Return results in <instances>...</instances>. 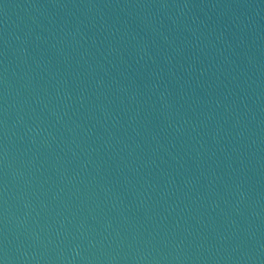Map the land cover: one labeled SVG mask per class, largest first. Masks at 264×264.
<instances>
[{
  "label": "water",
  "instance_id": "1",
  "mask_svg": "<svg viewBox=\"0 0 264 264\" xmlns=\"http://www.w3.org/2000/svg\"><path fill=\"white\" fill-rule=\"evenodd\" d=\"M0 264H264V0H0Z\"/></svg>",
  "mask_w": 264,
  "mask_h": 264
}]
</instances>
